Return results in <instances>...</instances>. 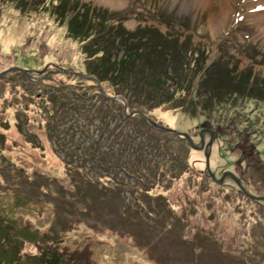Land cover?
<instances>
[{
  "label": "rangeland",
  "instance_id": "1",
  "mask_svg": "<svg viewBox=\"0 0 264 264\" xmlns=\"http://www.w3.org/2000/svg\"><path fill=\"white\" fill-rule=\"evenodd\" d=\"M58 1L0 0V190L12 187L49 197L66 218L89 222L90 227L80 224L63 235L60 247L75 264H264V200L247 197L227 173L239 178L247 193L264 196V87L252 79L264 82V0H74L83 4L80 12L85 6L114 12L129 30L155 27L201 43L206 63L219 57L242 73L250 72L249 80L232 87L235 92L225 89L219 102L203 101L193 78L189 89L186 80L182 93L177 91L170 102L145 105L146 117L187 133L193 144H199V132L207 142L212 131L209 167L216 179L224 174L220 183L205 170L202 149L191 148L172 132L151 130L137 118L98 112L93 118L80 117L73 111L76 103L69 106L73 110L63 107L49 120L42 106L48 86L91 84L72 75L86 73L87 63L82 52L85 34L82 40L79 34L74 37L68 25L77 9L63 12ZM222 2V17L214 22L212 14ZM145 3L159 8L166 19L148 12ZM109 15L110 22L116 21ZM247 22L255 29H242ZM88 30L93 35L97 27L92 23ZM247 39L259 48L254 58L240 46ZM47 74L52 80L30 77ZM101 84L131 110L129 93L117 95L108 82ZM67 97L64 93L62 98ZM182 100H191V105L178 107L176 102ZM96 104L106 107L105 102ZM181 153L186 168L179 177L171 183L151 178L156 165H176L171 162ZM136 160L141 169L134 166ZM140 170L149 178H141ZM76 181L87 187L77 201L82 213L67 198L60 202L46 194L50 189L69 196ZM89 203L95 209L86 215ZM132 212L138 221L156 226L146 231L155 236L151 251L162 263L149 259L128 239L93 230L108 225L122 231L123 223L131 226L123 215ZM1 214L6 221L0 220V264L11 258L16 264H34L32 256L39 251L32 233L47 230L48 212L17 207Z\"/></svg>",
  "mask_w": 264,
  "mask_h": 264
},
{
  "label": "trees",
  "instance_id": "2",
  "mask_svg": "<svg viewBox=\"0 0 264 264\" xmlns=\"http://www.w3.org/2000/svg\"><path fill=\"white\" fill-rule=\"evenodd\" d=\"M8 1L23 2L26 4V0ZM43 2L44 1L40 3L42 4ZM71 2H73V4ZM139 2L141 3L142 1ZM58 5L63 8V12L65 9H77L69 20L68 25L70 26V30L74 32V37L79 34L82 36V40L85 34L86 41L84 45H82V52L86 54L87 63L86 73H81L79 75L72 73V75H76L78 78L84 80H89L91 84L85 87L81 84L62 83L48 86L49 89L46 88L44 90L45 93H43L44 96L42 101L44 104H42V106H45V110H43L46 112L51 122L63 107H67L66 109L70 110V105L73 106L78 103L76 106H73L76 110H73V108H71V110L77 111L80 117L93 118L94 112L103 115L109 113L111 118L119 116L121 119L129 121L137 118L141 120L147 128L153 130L155 127L148 122L145 116V111L149 108L145 105L170 102L177 91L182 93V83L184 81L187 80L186 89H189L192 79L196 78L195 85L201 92V99L205 102L213 103L214 101H222L221 98L217 100V97L222 95L225 89H228L226 92H235L236 89L232 87L242 85L244 81L249 80L251 77L249 71L244 70L242 73L236 70L235 67L228 65L219 57H214L206 63L204 55L205 49L201 48V43L197 42L193 44L191 40L185 38L181 40L180 37L161 32L155 27L144 26L136 28L135 30H129L122 25L118 16L114 17V12L109 13L107 10L98 11L95 7L91 6H85L84 11L80 12V8L83 4L78 1L59 0L57 6ZM77 6H79V9ZM143 7L160 19H166L165 14L162 13L159 8L154 10L156 7H152L146 3L143 4ZM109 14H112L116 21L110 22ZM92 23L97 27L93 35L92 32L88 30ZM237 23L239 22H234V25H237ZM241 28H249L250 30L255 29L254 25L248 22ZM245 41L244 47H242L243 44H240L241 48L246 51L247 56L254 58L259 48L253 46L254 43L249 39ZM14 71L31 75L27 70L23 72L14 69ZM30 77L36 78L35 80L40 77L44 81L48 79L52 80L49 74L45 77L43 76L44 78L35 75L34 77ZM252 79L264 87V82L262 83L255 78ZM31 80L34 81V79ZM102 82H108L113 86L115 94L117 95L121 94L125 96L129 93L132 97L131 110L127 111L126 108L123 112V104L120 102L121 99L119 98V100L117 97H114V94H109V92L103 88ZM173 83L178 84L172 86ZM97 84L102 88L101 90ZM43 86H45V84ZM64 93L68 94V97L65 99L62 98ZM189 98L193 100L194 97L191 95ZM191 100L188 102L190 105L192 102ZM99 102L106 103L105 109L97 107L96 103ZM186 102V100L184 102L182 100L176 103L178 107H183L184 104H187ZM49 120L45 124L46 128L48 127ZM155 130L161 133H167L159 128ZM179 137L187 141L185 137ZM152 155L153 157L157 156L156 153ZM138 162V160L134 161V166L137 169H141L140 165H137ZM171 163L177 164L162 166L163 168L161 169L159 165H156L158 170H156V173L153 171L152 174H150L151 178L153 179L156 177L162 182L167 180L168 183H171L172 180L179 177L186 168L184 164V155L182 154L180 158L173 159ZM140 173H143L141 178L148 177L142 170H140ZM78 184L79 183L76 181L75 188L68 192L69 196H66V193L62 192V194H59L50 189L46 194L52 197L56 196L60 202L67 198L74 204L75 210H79L82 213V209L79 208L81 206L79 203L77 204V201L82 198L87 187L84 183L82 185ZM97 187L100 188L99 186ZM59 190L60 189L57 191ZM99 202L103 203L105 200L102 199ZM90 205L91 203H89L88 206L90 207V212H83L87 213L86 215H90L92 208L95 209L94 205L93 207ZM17 207H24L29 210L33 209L37 212L46 211L50 216L51 223L47 230L43 232L35 231L32 233V236L37 237V248L39 251L38 254L32 256L34 264H75L76 261L72 258L66 259L69 257L70 253L62 249L60 244L63 241L64 233L80 224L90 227L91 224L89 222L86 220L82 221V219L66 218L67 216L60 212L58 208L59 204L55 203L54 200H51L49 197L45 198L39 197L38 195H28L16 191L12 187L2 188L0 190V210L5 212L6 210H15ZM1 211L0 220L6 221L5 218H1ZM133 212L137 211L133 210ZM133 212L124 214L122 217V219L127 218L128 221H131L129 223H131V226L134 225L132 227L124 226L125 224L123 223L122 231L108 225H103L100 228H93V230L95 232L109 231L118 235L120 238L128 239L135 247L144 252L149 259L153 260L157 258L162 263L160 259L161 256H157V254L151 251V248H154L153 240L155 236L149 235L146 231L148 227L153 225H151L150 220L145 221V224L138 221ZM123 221L124 220H122V222ZM5 254L11 255L10 251H6ZM13 262L14 260L11 258L9 261H5V264H13ZM77 263L79 264V262ZM14 264L16 263L14 262Z\"/></svg>",
  "mask_w": 264,
  "mask_h": 264
},
{
  "label": "water",
  "instance_id": "3",
  "mask_svg": "<svg viewBox=\"0 0 264 264\" xmlns=\"http://www.w3.org/2000/svg\"><path fill=\"white\" fill-rule=\"evenodd\" d=\"M2 74H3V73H1L0 75H2ZM100 90H101V88H100ZM125 109H126V105L124 104V106H123V112L125 111ZM147 120H148V122H149L153 127H155V128H159V129H161V130H163V131H166V132H172V133L176 134L177 136H183V137H185V138L187 139V141L189 142L191 148L196 149V150H198V149H202V150L204 151V156H205V161H204V162H205V163H204V165H205V170L207 171V173L209 174V176H210L215 182H217V183H220V182L223 180L224 174H222V175L220 176L219 179H216L215 175L212 173V171L210 170V167H209V148H210L211 141H212V139H213L212 131L210 132L209 140H208L207 142L204 141V138H203V136H202V133L199 132V144L196 145V144H193V142H192L190 136H189L187 133H184V132H178V131H175V130H173V129H171V128L164 127V126H162V125L156 123L154 120H152L151 118H148V117H147ZM227 173H229L231 176H233V178H234V180H235V182H236L238 188H239V189H240V190H241V191H242L247 197L252 198V199L255 198V199H262V200H264V196H252L251 194L247 193V192L244 190L243 186L241 185V183H240V179L237 178V177H236L233 173H231L230 171H227Z\"/></svg>",
  "mask_w": 264,
  "mask_h": 264
},
{
  "label": "bare ground",
  "instance_id": "4",
  "mask_svg": "<svg viewBox=\"0 0 264 264\" xmlns=\"http://www.w3.org/2000/svg\"><path fill=\"white\" fill-rule=\"evenodd\" d=\"M106 1V0H105ZM104 1V2H105ZM200 1V0H199ZM101 3V2H100ZM106 3V2H105ZM108 3V2H107ZM110 3V2H109ZM114 3V2H113ZM104 4V3H103ZM116 4V3H115ZM223 11H224V7H223V2L222 4H220V7H219V10L215 13L212 14V21L214 22H219L220 21V18L222 17V14H223ZM217 24V23H216Z\"/></svg>",
  "mask_w": 264,
  "mask_h": 264
}]
</instances>
